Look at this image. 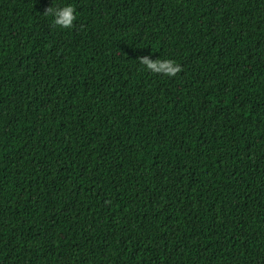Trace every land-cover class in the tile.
<instances>
[{"label":"trees","instance_id":"1","mask_svg":"<svg viewBox=\"0 0 264 264\" xmlns=\"http://www.w3.org/2000/svg\"><path fill=\"white\" fill-rule=\"evenodd\" d=\"M0 264H264V0H0Z\"/></svg>","mask_w":264,"mask_h":264},{"label":"clouds","instance_id":"2","mask_svg":"<svg viewBox=\"0 0 264 264\" xmlns=\"http://www.w3.org/2000/svg\"><path fill=\"white\" fill-rule=\"evenodd\" d=\"M48 11L53 17L54 24L66 28L70 27L76 19L75 9L71 4H64L60 7H49ZM141 63L154 73H162L166 76H173L180 71L179 65L172 60L156 59L150 61L147 57L141 58Z\"/></svg>","mask_w":264,"mask_h":264}]
</instances>
